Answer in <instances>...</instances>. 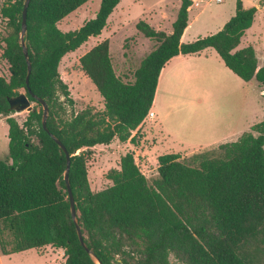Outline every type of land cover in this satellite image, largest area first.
<instances>
[{
	"label": "trees",
	"instance_id": "obj_1",
	"mask_svg": "<svg viewBox=\"0 0 264 264\" xmlns=\"http://www.w3.org/2000/svg\"><path fill=\"white\" fill-rule=\"evenodd\" d=\"M25 0H4L6 19L2 56L8 78L0 74V117L8 125L7 154L0 158V253L3 255L51 245L64 253L63 264H264V119L235 141L182 157L157 156V176L149 182L133 151L120 157L119 168L107 178L110 186L93 191L87 160L94 145L114 138L138 146L139 128L155 96L165 63L178 54L213 48L224 65L244 81L264 90V63L255 48H237L257 11L236 0L234 14L215 33L190 42L180 38L188 23L192 0H181L172 30H157L145 20L136 29L154 41L133 73V80L116 74L103 39L79 58L82 71L103 99V108L85 107L68 113L73 99L59 74L62 57L101 33L120 0H100L95 16L79 28L62 31L58 22L88 0H30L24 41L20 44ZM48 106L45 130L43 107ZM24 92L34 103L19 123L8 98ZM68 181L77 222L86 246L80 244L71 217L64 179Z\"/></svg>",
	"mask_w": 264,
	"mask_h": 264
},
{
	"label": "rangeland",
	"instance_id": "obj_2",
	"mask_svg": "<svg viewBox=\"0 0 264 264\" xmlns=\"http://www.w3.org/2000/svg\"><path fill=\"white\" fill-rule=\"evenodd\" d=\"M179 1L120 0L99 35L89 37L80 47L62 57L59 74L73 99V104L67 106L69 114L88 106L94 110L103 108L102 97L80 67L81 55L101 40L108 39L116 74L124 80H133L135 69L154 46V41L144 37L136 29L137 21L145 20L154 28L158 24L159 29L166 31L171 19L176 16ZM197 1L200 6H192L188 11L190 25L184 32L183 42L217 32L235 11L236 0ZM3 2L4 0H0V8ZM242 3L245 7L256 6L258 11L249 27L250 31L245 33L237 48L252 45L256 50L258 63H264V0H242ZM99 4L100 0H88L61 19L57 24L59 29L68 31L79 28L95 16ZM161 12L163 15L160 16ZM6 33V19L0 15V74L8 78V63L2 56V38ZM202 57L205 59L203 64L189 67L191 74L187 77L180 75L179 69L165 70L154 98L156 118L144 119L138 131L142 136L138 146L114 138L109 144L91 147V155L87 160V177L93 191L111 185L106 173L112 168H119L120 157L127 151H133L135 161L151 182L157 176L156 158L159 154L172 152L186 155V158L200 145L218 140L219 144L235 141L252 124L264 119V95L255 81L239 78L224 65L212 48L206 49ZM27 114V110H22L12 115L21 123ZM240 130L242 132L237 133ZM151 139L159 141L158 155L149 148ZM217 145L197 152L214 149ZM6 154L7 140L0 127V158H4ZM37 251L45 253L53 262L47 261L44 256L37 255L31 249L17 253V256L2 255L0 264L64 262V253L60 248L47 245ZM170 261L171 264H180L172 255Z\"/></svg>",
	"mask_w": 264,
	"mask_h": 264
},
{
	"label": "crops",
	"instance_id": "obj_3",
	"mask_svg": "<svg viewBox=\"0 0 264 264\" xmlns=\"http://www.w3.org/2000/svg\"><path fill=\"white\" fill-rule=\"evenodd\" d=\"M180 2H181V0L179 1V4L178 5H180ZM192 6H196V7H198V6H200V3L197 1V0H193L192 1V4L189 6V8H188V11L191 9V7ZM179 7V6H178ZM245 7V6H244ZM178 11V10H177ZM257 11H258V9H257ZM256 11V12H257ZM177 14V13H176ZM256 14V13H255ZM161 15H163V13L161 12L160 13V16ZM255 17V16H254ZM176 18V16L175 17H173L172 19H171V22H170V24H169V26H168V28L167 29H165L166 31L165 32H167V33H169V32H171V30H172V22L174 21V19ZM108 19V18H107ZM149 21H152V19L151 18H147ZM254 21V20H253ZM189 25H190V22L188 21V23H187V26H186V28L184 29V31H183V33H182V35H181V38H180V41L181 40H183V36H184V32H185V30L189 27ZM152 26V25H151ZM154 27V26H153ZM155 29H157V30H162V29H159L160 27H159V25L157 24V25H155ZM248 31H250L249 30V28L248 29H246V31H245V33H248ZM245 33H244V35H245ZM243 35V36H244ZM243 36L241 37V40H240V43L239 44H241V42H242V40H243ZM195 40V39H194ZM181 42H183V41H181ZM246 46V45H245ZM244 47V46H243ZM208 48H211V47H208ZM208 48H205L204 50H202V51H200V52H198V53H194V54H178V55H176V56H174V57H172V58H170L166 63H165V65L163 66V68L161 69V71H160V74H159V78H158V82H157V86H156V91H155V96H156V94H157V89H158V86H159V84H160V82H161V78H162V75H163V73L165 72V70L167 69V68H169V69H179L180 70V75H182L183 77H187V76H189L190 74H191V70L189 69V67H193V66H197V65H199V64H203V61L205 60L203 57H202V53L206 50V49H208ZM213 49V48H212ZM218 55V54H217ZM258 57V56H257ZM221 59V58H220ZM222 60V59H221ZM263 63H259L258 65L259 66H261ZM255 84H256V82H255ZM257 85V84H256ZM258 87V86H257ZM259 88V87H258ZM260 89V88H259ZM261 92H262V94L264 95V90H260ZM155 96H154V98H155ZM153 105H154V99H153V103H152V106H151V108H150V110L153 112V114H154V116L151 118V119H154V118H156V112L154 111V109H153ZM253 125V124H252ZM251 125V126H252ZM0 127H1V130L3 131V136L4 137H6V140H7V144H8V137H7V132H8V125H7V123H6V120H5V116H2V117H0ZM250 130V129H249ZM239 132H242L241 130L240 131H238L237 133H239ZM237 135V134H236ZM147 138V137H146ZM235 138V137H234ZM144 139H145V137H144ZM221 142V141H220ZM217 144H219V140L218 141H213V142H211V144H203V145H200V147L199 148H197V149H194L193 150V152L192 153H194V152H197V151H199V150H203V149H208V148H211V147H214V146H216ZM134 146V145H133ZM157 146H159V141L158 140H155V139H151V141H150V146H149V148L150 149H152V150H154V151H156V154L158 155V152H157ZM136 147V146H135ZM170 153V152H169ZM191 154V153H190ZM159 155H161V154H159ZM181 155V154H180ZM182 157H184V156H186V155H181ZM55 248V247H54ZM31 249H33L34 250V252L37 254V255H39V256H44L45 258H46V260L47 261H49V262H53V259L51 260V258L50 257H48L47 255H45V253L44 254H40L37 250L38 249H35V248H31ZM31 249H28V250H31ZM23 251H27V250H23ZM19 252H22V251H19ZM19 252H14V253H11V254H7V255H3V254H1L0 253V259H1V256L3 255V256H10V255H12V256H17V253H19ZM47 254V253H46ZM19 255H21V254H19ZM48 263V262H47Z\"/></svg>",
	"mask_w": 264,
	"mask_h": 264
},
{
	"label": "water",
	"instance_id": "obj_4",
	"mask_svg": "<svg viewBox=\"0 0 264 264\" xmlns=\"http://www.w3.org/2000/svg\"><path fill=\"white\" fill-rule=\"evenodd\" d=\"M29 1L30 0L24 1V5H23V9H22V18H21V30H20V44H21V47L23 49L25 59L27 61L26 83H28V76L30 73V62L28 59L27 49H26V45H25V41H24V34L26 31V10H27V6L29 4ZM29 94L31 95V97L35 98L42 105V107H43L42 126L45 130H47L46 119H47V115H48V106H47L44 99H42L41 97H38L37 95L31 93L30 90H29ZM8 102H9L10 108L16 112H19L22 110L30 111L32 109V101L28 98V96L24 92H20L15 96L9 97ZM50 136L57 142V144L65 152L66 168H65V172H64V179H65L66 187H67V191H68L71 217L75 223V227H76V231H77V235H78V239H79L80 244L86 249V251L89 254L92 255L91 250L86 246V244L84 242L83 234H82L80 225L77 222V211L75 209L74 198H73V194H72V191H71V188L69 185V181H68V171H69V166H70L69 154L66 151V148L64 147V145L61 143V141L54 134L50 133ZM97 263L101 264L98 260H97Z\"/></svg>",
	"mask_w": 264,
	"mask_h": 264
},
{
	"label": "built area",
	"instance_id": "obj_5",
	"mask_svg": "<svg viewBox=\"0 0 264 264\" xmlns=\"http://www.w3.org/2000/svg\"><path fill=\"white\" fill-rule=\"evenodd\" d=\"M154 116L153 112L151 110H149L146 118H152Z\"/></svg>",
	"mask_w": 264,
	"mask_h": 264
}]
</instances>
